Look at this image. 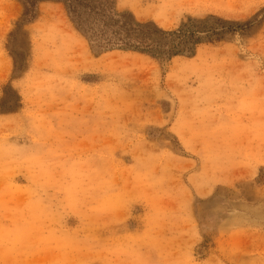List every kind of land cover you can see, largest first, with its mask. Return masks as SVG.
I'll return each instance as SVG.
<instances>
[{
  "label": "rangeland",
  "instance_id": "1",
  "mask_svg": "<svg viewBox=\"0 0 264 264\" xmlns=\"http://www.w3.org/2000/svg\"><path fill=\"white\" fill-rule=\"evenodd\" d=\"M114 2L188 48L0 0V264H264V0Z\"/></svg>",
  "mask_w": 264,
  "mask_h": 264
},
{
  "label": "trees",
  "instance_id": "2",
  "mask_svg": "<svg viewBox=\"0 0 264 264\" xmlns=\"http://www.w3.org/2000/svg\"><path fill=\"white\" fill-rule=\"evenodd\" d=\"M21 1L24 5V20L34 19L36 3L41 0ZM57 1L65 6L75 29L96 49H123L153 57H170L188 48L183 46L189 42L187 38L178 41V35L183 33V29L166 32L152 23H138L130 14L118 13L114 0Z\"/></svg>",
  "mask_w": 264,
  "mask_h": 264
}]
</instances>
